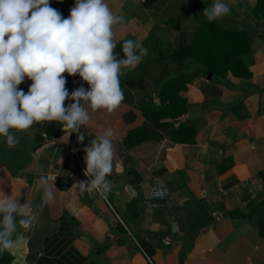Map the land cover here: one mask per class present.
<instances>
[{
    "label": "crops",
    "instance_id": "1",
    "mask_svg": "<svg viewBox=\"0 0 264 264\" xmlns=\"http://www.w3.org/2000/svg\"><path fill=\"white\" fill-rule=\"evenodd\" d=\"M105 2L125 18L115 26L117 58L125 40L147 49L120 76L131 109L114 126L144 114L141 137L160 147L143 166L130 138H113L106 195L133 236L98 192L77 184L90 179L83 149L96 136L81 126L63 188L55 180L70 132L52 137L43 121L11 129L14 147L0 136V197L37 214L10 264H264V0H222L230 13L212 22L202 12L214 0ZM41 175L55 196L42 210Z\"/></svg>",
    "mask_w": 264,
    "mask_h": 264
},
{
    "label": "clouds",
    "instance_id": "2",
    "mask_svg": "<svg viewBox=\"0 0 264 264\" xmlns=\"http://www.w3.org/2000/svg\"><path fill=\"white\" fill-rule=\"evenodd\" d=\"M202 13L212 22L228 15L230 7L214 0ZM124 19L105 0H76L67 18L49 0H0V136L9 146L20 139L11 129L24 132L43 121L59 122L79 133L83 143L80 128L90 121L89 109L112 112L119 107L124 100L119 79L123 70L135 68L147 55L138 41L125 40L124 56L117 58L115 26ZM65 72L78 74L90 89L81 86L69 94ZM25 77L32 81L27 93L19 88ZM66 100L74 102L66 106ZM115 135L109 128L83 149L84 175L90 179L77 183L81 192L96 191L104 197L111 190L107 177L113 170ZM50 179L40 177V210L55 202ZM30 209L28 202L21 204L13 196L0 197V252L23 245L20 229L30 230L37 219Z\"/></svg>",
    "mask_w": 264,
    "mask_h": 264
},
{
    "label": "trees",
    "instance_id": "3",
    "mask_svg": "<svg viewBox=\"0 0 264 264\" xmlns=\"http://www.w3.org/2000/svg\"><path fill=\"white\" fill-rule=\"evenodd\" d=\"M75 2L76 0H49L51 7L59 10L64 18H67L70 15V10L72 7L75 6ZM225 34L226 33H221L220 36L224 37ZM123 43L124 42H121L118 47L120 58L124 56V53L122 51ZM228 51L229 50H225L226 55ZM205 62L207 63V61ZM63 75L67 79L66 88L69 91V94H71L72 91L76 90L81 86H83L86 90L90 89V86L87 84V82L83 81L78 74L76 76H69L68 73L65 72ZM141 80L142 79L140 78V83ZM128 82L129 81H126L125 76L123 78H120V86L123 90V93L126 92V84H128ZM31 83L32 81L25 77V81L21 85H19V88L23 89L24 92L27 93ZM73 102L74 101L72 100H66L65 105L67 106ZM81 103H83V101H81ZM130 109L131 106L125 101H122L119 107L112 112H108L104 109L97 111H92L91 109H89L90 121L88 125L83 126V128L89 131L93 136L101 135L104 133L105 130L112 128L115 130L116 133L114 137L115 140L125 137L130 138L132 143L128 146L133 152H135L139 156L143 166H147L157 158L158 152L160 151V147L157 144V139L154 137H150L154 135L146 134V137H141V135L144 133V123L146 116L137 112L136 118L133 121L127 122L122 128L117 129L114 126L115 121L121 118ZM167 117H171V115H167ZM38 123L39 122L34 123L31 128H34ZM68 132H70V137H68V140L70 141L69 149L66 150L67 146L64 147L62 155L65 152V159L62 162L61 166L57 164L60 168V174L59 177L55 180V183L63 188L68 187L69 183L67 181L66 183H64V180L61 176H63V174H69L74 169L73 164L79 159L80 156V149L78 146V134L73 133L72 130H69L67 128H58L56 126V121H51L47 123L46 133L48 135H51L52 137H67ZM166 146H164V149L166 148ZM10 262L11 254L8 251L0 252V264H10Z\"/></svg>",
    "mask_w": 264,
    "mask_h": 264
},
{
    "label": "built area",
    "instance_id": "4",
    "mask_svg": "<svg viewBox=\"0 0 264 264\" xmlns=\"http://www.w3.org/2000/svg\"><path fill=\"white\" fill-rule=\"evenodd\" d=\"M103 198L109 203V206L111 207V209L114 213L116 223L117 224L120 223V224H123L124 226H126L127 229L129 230V233L133 236L132 231H131V229H129L127 223L125 222L124 217L117 211L116 207L114 205H112V203H110L109 197L106 195Z\"/></svg>",
    "mask_w": 264,
    "mask_h": 264
}]
</instances>
